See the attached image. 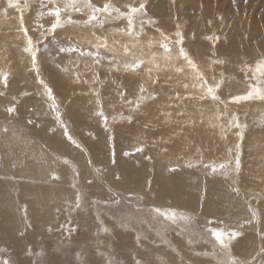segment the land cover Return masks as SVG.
I'll use <instances>...</instances> for the list:
<instances>
[{"label": "bare ground", "instance_id": "6f19581e", "mask_svg": "<svg viewBox=\"0 0 264 264\" xmlns=\"http://www.w3.org/2000/svg\"><path fill=\"white\" fill-rule=\"evenodd\" d=\"M104 1L111 10L131 2ZM261 1L139 0L145 35L129 14L107 11L97 25L78 15L61 31L50 27L52 16L46 21L36 13L52 14L51 3L60 6L59 0H26L11 10L7 3L0 19V253L17 264H32L31 248L46 251L45 264H77L75 251L96 249L107 264H264V126L255 127L264 118V79L250 101L230 104L247 91L245 71L264 59ZM127 23L134 29L129 35L120 29ZM180 29L184 39L173 34ZM52 44L73 53L60 59ZM28 49L36 53L35 66ZM211 53L227 61L224 67L210 64ZM142 58L144 68H124ZM224 76L220 92L208 93L209 82ZM119 115L131 119L113 131L105 117ZM139 116L151 118V133L140 128L137 120L147 121ZM139 147L151 159L132 152ZM237 160L239 183L213 181L205 172L208 164ZM121 198L188 213L200 231L214 225L240 237L227 247L206 245L213 261L198 257L178 227L170 239L179 255L154 240L140 245L139 224L95 207ZM79 201L83 212L75 208ZM84 264L104 261L91 252Z\"/></svg>", "mask_w": 264, "mask_h": 264}, {"label": "rangeland", "instance_id": "374dc122", "mask_svg": "<svg viewBox=\"0 0 264 264\" xmlns=\"http://www.w3.org/2000/svg\"><path fill=\"white\" fill-rule=\"evenodd\" d=\"M22 1L23 0H21V1L20 0H11V4H17V5H21V6L25 7L24 4L26 5V0H24L23 2ZM40 1H43V2L46 3L48 0H40ZM59 1L61 3V5H60L61 7L59 5H55V3H53L55 1H53L51 3V5H54L53 10H54V8H56V9L59 8L60 9V13H62V14H60V25L57 27V28H60V30L61 29L64 30L65 28L67 29V27L70 30V27H72V24L78 22V19H77L78 17H81V18L84 17V16L89 17V19H87L89 22L87 20L83 22L81 20V18H80V23H82V22L83 23H87L88 22V23H91L92 25L93 24L94 25L95 24L97 25V24H99V22L101 23L102 21H104V19H102V18H105L104 15H103V13H105V11H98L97 9H103L105 7V4H104V3H106L105 1L104 2H101V0H99V2H101V3L100 4H97V5L95 4V1L96 0H81L82 2L80 0H59ZM107 2L110 3L111 0H108ZM138 2H139V0H131V2H130L131 5L129 4V7H125V6L119 7L117 4H115L114 5L115 8L112 7V10L109 9L108 11L112 15H119L120 14L122 17L131 16V19H132L131 21H134L135 20L139 24V27L141 29V34L145 35L146 34V30L143 28V25L144 24H142V23H144L143 18H140L139 16H137L138 14H142L145 5L138 4ZM7 3H9L8 0H0V10H1L0 12H2V13H0V19L4 15L3 12L5 10H7V8H9L7 6ZM70 3H72V4H70ZM141 5H143V8L142 9L141 8H138ZM11 7H13V6H10V10H11ZM258 7L260 8V11L261 12H264V0H262L261 2H259ZM80 8H81L82 11L83 10L84 11L83 12L80 11ZM89 8L91 9V11L88 10ZM133 8L139 9L138 11H136L137 13L136 12H132V10H130L131 12L129 11V9H133ZM65 9L67 11H65ZM85 9H86V11H88L90 13H88V12L85 13L86 12ZM30 10L31 9L29 8V11ZM68 11H70L71 14H70V12L67 13ZM72 11H74V12H72ZM115 11H117V12H115ZM100 12H102V13H100ZM36 13H40L39 15L37 14V18L38 19H41V20L45 19L46 21H48V19H51V16H52L53 17V23L56 22V17L54 15V11L52 12V14H50V13L46 12L44 9L43 10L42 9H39ZM91 13H93V14H91ZM127 14H129V15L127 16ZM93 15L96 16V19L95 20L90 19ZM48 16H49V18H48ZM258 17H259V14L256 17V19ZM72 18H73V20H72ZM134 25L135 24L133 23V26ZM150 25H151V21H150ZM47 26H49V25L47 24V25H45L42 28L43 29L42 30L43 33H46L47 32V29H48ZM127 26L128 27H126V26L121 27L120 29L123 30L124 32H127V34L129 35L132 32H134L133 31L134 29L132 30V27L129 25V23H127ZM173 34L176 37H180V38H183L184 37V31L182 29L174 32ZM206 39L207 40H211L208 37H206ZM165 40L169 41L171 44L172 43L174 44L175 38H172L171 41H170V38L167 37V39H165ZM56 45L57 44H52V45H50L48 47H49L50 51L52 49H54V47H57V49H54V50H58L57 53H56V56H58V58H60V59L63 56H65L63 58H66L67 57L66 55L69 54L67 52H69V51L72 52L73 51L71 48H69L68 51H66L67 48H65L63 46H60V45H57V46ZM157 46H158V49L159 50H160V48L161 49H164V46L163 45L161 47V46H159L157 44ZM101 53L100 52H97V54L99 56L97 54L94 55V56L95 57H100L101 56V58L103 57V55L106 56L104 53H102V54ZM87 54L88 53L86 52L85 57H88L90 59L93 58L91 55H87ZM69 55H71V54H69ZM82 55H84V54L82 53ZM210 56H212V53L210 54ZM214 57H216V58L214 59ZM214 57L213 58H210L211 59L210 60V64L211 65H212V63H215L217 61V62H219L218 64H220V65H222L224 67V65L227 63V61L224 60V59H218L216 55H214ZM105 58H106V62L109 64V62H111L110 59H109V57L107 56ZM111 59H113V57ZM115 60H117V59H115ZM117 61H119V60H117ZM140 62H142V63H140ZM144 62L145 61L142 58V59H137L135 61V63H132V64L135 65V64L139 63L140 66L136 69V70H138V69L144 68V66H143V63ZM261 63H264V59L263 60H260L259 64H261ZM129 64H131V63L129 62L128 65ZM258 65H255L254 67L248 68L245 71L246 74L248 75L245 78V82H246L247 85L244 84V86L247 87V91H246V93H243V95H241L239 97H245V96H247L249 94L253 95V93H257V91H254L253 90L254 88L255 89H259L260 88V91L262 90L261 89V88H263V81H262V79H264V78L261 77L262 75H261L260 72H257L256 71ZM58 66L61 67V70H63V72H64L63 65H60L58 63ZM124 68H127L128 69V67H126L125 64H124ZM217 76H219V75H217ZM225 77L226 76L220 78L219 80L217 78H214V80H211V82H209V85L210 84H213V85L208 86V87L214 88L215 89V92H216L215 94H217L218 92H220L221 86H222V85H219V84L217 85V83H221L222 84V82H224V80H225ZM249 77H250V79H249ZM247 81H249V82H247ZM253 82H254V84H253ZM225 84H227V81L226 80H225L224 85L222 87H224ZM59 100H60L59 103H61L64 106L62 99H59ZM260 100H262V99H260ZM260 100H259V102H263V101H260ZM245 101L248 102V101H250V99H237V98H233V100L230 101V104L241 105V102L244 103ZM139 117L141 119H143L144 121H147V122H143L141 120L135 119L139 123L140 128H142V129L144 128V131L146 130V132H150L151 133V126H149V125H151V118H145L144 116H139ZM130 119L131 118L129 116H123V117H121L119 115V117L113 116V117L107 118L105 120L107 121V125L109 126V128L111 127V129L113 130L114 129L113 127H116L118 125H121V124H123L127 120L130 121ZM232 120H233V118H232ZM251 126H253V125H250V128H251ZM263 126H264V118H260L258 120V122L255 124V127H258L259 129H261ZM161 128H162L161 129V132H162L163 136H169V132L167 131L166 127H161ZM235 128H237V126H235ZM239 130H240V127H239ZM137 136H138V134H136V137ZM112 137H114V133L112 134ZM139 137L142 138V139H144V140H147L146 138H148L149 139L148 142L151 144L150 137L147 136L146 134H140ZM145 144H147V143L145 142ZM137 149H142V151H138ZM132 152L135 153V154H138V155L140 153L141 156H143L142 154H144L146 158L151 159L150 152L148 151L146 153L145 149L142 148V147L135 148L134 150H132ZM237 156H238V158L240 160V158L242 157V150H239L238 151V155ZM221 165H223V167H221ZM239 165L240 166L242 165L240 161H239ZM240 166H239V169L237 170L235 163L233 164L231 162H224V163L223 162L222 163L215 162L213 164H208V168L206 169L205 172H206L207 176L209 178H211L213 181H221L223 183L224 182H227V185H229L231 182H235L236 180L239 183V178H240V174H241V167ZM232 171H234V172H237L238 171V172L237 173H233ZM116 194L120 196L119 193H116ZM240 195L242 196L241 193H240ZM123 199L124 198H121V199H119V201L114 202L112 204L100 203L99 201H95V207L99 210V211L97 210L98 212H100L102 214H105V215H107L109 217L112 216V217H110L111 219L119 218V220H122L121 219V217H122L123 219H127V220L131 219L132 221H134V223L139 224L140 225L139 226V229H135V231L138 232L137 239H138V242L140 243V245H142V244L151 245V240H154L153 241L154 243L155 242H159V244H160L159 246H161V244H164L165 245L164 246V249H166V250H170L171 249L172 251L175 252V254L179 255L180 252L172 245V241L170 239V236L175 232L174 231V228H177L178 227L179 230L182 233L181 234L182 235L181 238L184 239V241L188 244L189 247H192L194 253L198 257L208 258V259H210V260L213 261L214 254L212 256V253L207 252V250H206L205 247H206V245L207 246H210V247H213V248L214 247L217 248L218 245L221 246L220 242L216 240V237L214 235L215 232H217V231L222 232V233L224 232V241H225V243L227 242V240H230V238H234L235 237V239H236L237 237H240V233H237V232L232 231V230L227 229V228L224 229L223 227H218V226H214V225H212L209 228H207L208 230L205 229V230H201L200 231L197 226H194L195 225L194 224V218L190 214L184 213V212L179 211V210L171 209V211H170V209L159 208V207H155L152 210H150L151 207L144 205L142 203V201H139V199L138 200H134V201L133 200H130V199H124V200ZM137 203H138L139 206L137 205ZM81 204L82 203L79 201L76 204V205H79V207H77L75 205V208L77 207V209H79L80 212H83L80 209V208H82V205ZM158 209H159V211H158ZM160 209H161V211H160ZM112 212L114 214H112ZM163 212L164 213L174 212L176 214L175 215V218H177V219H174V220L173 219H169L166 215H162L161 214ZM177 213H179V214H177ZM124 215H126V216H124ZM155 217H156V219H155ZM99 226L101 227L102 232H103L104 227L102 225H99ZM216 227H217V229H216ZM233 234H235V235H233ZM216 244H218V245H216ZM156 245H158V244L156 243ZM43 250H44L43 248H40V249L38 248L37 250H34V249L31 248V251H32L31 252L32 264H43V263L45 264V262H47V258L45 256L47 254L44 253L46 251L43 252ZM91 252L96 257H98L100 259H103L104 264H107L108 263V260L105 258L104 253H102L100 249H96V250H93ZM91 252L90 253L89 252L88 253H85V252H80V251H77L76 252L75 251V254H73L74 255V259L76 260L75 262L77 264H84V261H86V258L88 257L89 254H91ZM81 253H83V254H81ZM101 253H102V255H101ZM3 256H5V257H3ZM75 257H77V258H75ZM7 258H10L9 259L10 261H8ZM1 261H3V262H1ZM110 261H112V260H110ZM6 263L7 264L8 263L9 264H17V261L12 256L2 255L0 253V264H6ZM109 264H113V263H109Z\"/></svg>", "mask_w": 264, "mask_h": 264}, {"label": "snow or ice", "instance_id": "6c2138e0", "mask_svg": "<svg viewBox=\"0 0 264 264\" xmlns=\"http://www.w3.org/2000/svg\"><path fill=\"white\" fill-rule=\"evenodd\" d=\"M9 3H10V6H11V0H9ZM140 8L142 9L143 8V5H141L140 6ZM98 11H105V12H107L109 9H108V5H105V7L103 8V9H97ZM139 9H136V8H133L132 9V12H136V11H138ZM54 15H55V17H56V22L55 23H53L52 25H51V27H52V29L53 30H55L59 25H60V9L59 8H57L56 10H55V12H54ZM91 19L92 20H95L96 19V16L95 15H93L92 17H91ZM25 32H27V29H25ZM164 47L166 48V50H167V45H164ZM29 51H32L31 49H28ZM97 63H99V61L97 60L96 61ZM32 63H33V65L35 66V64H36V53H35V51H32ZM140 63H142V62H140ZM140 66V64L139 63H137V64H135V65H126V67H128V68H131L132 70H135L136 68H138ZM256 71L257 72H260L262 75H264V63H261V64H259L258 65V67H257V69H256ZM3 79H4V82H5V84L7 83V77L6 76H4L3 77ZM41 83L43 84L44 82L43 81H41ZM218 87V86H217ZM143 90V89H142ZM254 91H259V89H253ZM46 91H47V93L51 96L52 95V89L50 88V87H46ZM210 94L211 93H214V91H215V89L214 88H212V87H209L208 88V90H207ZM218 97H216L215 95H213V99H217ZM52 99H53V101L55 100V97H52ZM237 99H251V94H249V95H247V96H245V97H238ZM261 99H264V95H262L261 96ZM8 111L9 112H14L15 111V108H9L8 109ZM101 115H103V113L101 112ZM105 119H107L106 117H105ZM69 139H71V137H69ZM138 151H142V149H137ZM127 154V153H126ZM239 160H237V163H236V168H237V170L239 169ZM221 167H223V165H221ZM173 171L175 170V169H172ZM57 179H58V177H56ZM77 207H79V205H77ZM159 211V210H158ZM162 215H166L169 219H175V213L174 212H169V213H161ZM255 215V214H254ZM186 219V218H185ZM214 235H215V237H216V240L217 241H219L220 242V244L223 246V247H227V245L225 244V242H224V233H222V232H219V231H217V232H215L214 233ZM233 235H235V234H233ZM232 264H236V262H235V260H233V262H232Z\"/></svg>", "mask_w": 264, "mask_h": 264}]
</instances>
